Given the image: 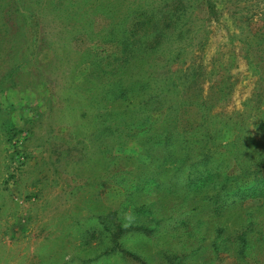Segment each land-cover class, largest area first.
<instances>
[{
	"label": "rangeland",
	"instance_id": "374dc122",
	"mask_svg": "<svg viewBox=\"0 0 264 264\" xmlns=\"http://www.w3.org/2000/svg\"><path fill=\"white\" fill-rule=\"evenodd\" d=\"M9 1L0 0V7ZM21 1L33 10V20L23 27L28 41L23 47H19L17 16L2 21L0 9V264H39L40 258L75 249L85 255L88 250L81 238L63 235L55 240L73 221L68 214L80 212L85 220L93 214L90 210L105 214L119 210L137 191L136 183L142 185L143 197L152 196L155 186L171 178V172L156 173L159 163L154 165L150 144L143 148L138 140L126 139L114 147L113 135L98 133L100 113L126 107L128 102H113L111 94L104 97L109 77L93 73L99 64L97 54L109 47L96 29L90 37L88 23L74 22L92 12L82 16L87 7L76 12L71 5L84 8L87 0ZM217 8L214 19L206 16L209 32L201 59L211 81L228 78L232 87L225 99L213 102V112L235 111L237 121L242 119L258 138L262 108L253 98L261 71L258 61H248L244 49L251 48L252 58L257 52L264 54V0H217ZM203 16L201 10L199 18ZM97 23L95 28L103 24L99 19ZM192 49L188 48L189 57ZM231 127L221 133L223 145L237 135ZM237 170L233 167L231 172ZM143 171L148 174L143 176ZM229 200L238 207V228L246 234L238 239V247L230 239L219 238L214 246L212 239L205 240L195 245L201 244L199 250L186 253L183 264H264V182L238 190V196ZM206 212L200 210V216ZM139 214L131 207L119 217L129 225ZM242 218L253 222L242 226ZM185 220L187 216L180 215L158 227L153 236L128 233L126 246L148 256L151 264H168L161 250L176 255L181 244L170 235ZM106 262L135 264L121 256Z\"/></svg>",
	"mask_w": 264,
	"mask_h": 264
},
{
	"label": "trees",
	"instance_id": "16d2710c",
	"mask_svg": "<svg viewBox=\"0 0 264 264\" xmlns=\"http://www.w3.org/2000/svg\"><path fill=\"white\" fill-rule=\"evenodd\" d=\"M76 5H71V10L83 11L87 7L82 16L92 13L89 19L77 18L74 22L88 23L90 37L96 29L97 36L104 35L102 41L109 47L97 54L95 62L99 64L93 72L100 78L109 77L104 97L111 94L113 102H128L127 108L100 113L102 126L98 133L113 135L114 147L126 139L138 140L136 143L143 148L150 144L154 165L159 163L156 173L171 172V178L155 186L152 196L147 193L150 196L143 197L142 185L136 183L137 191L119 210L106 214L90 210L93 214L85 220L80 212L68 214L73 221L60 230L55 240L63 235L79 237L88 251L85 255L77 249L61 255L56 252L47 259L40 258L39 264H110L106 261L115 256L135 264H151L148 256L128 249L125 235L133 232L153 236L158 227L180 215H186L188 220L170 235L180 242V248L175 249L176 255L170 249L161 250L168 264H183L187 252H196L202 246L195 245L209 239L213 246L221 238L223 242L230 239L238 247V239L246 234L238 228V207L232 206L229 196L237 197L238 190L256 181L264 182V54L257 52L252 58L251 48L244 49L248 61H258L261 71L253 98L262 108L259 137L255 138L242 119L237 121L235 111L213 112V102L225 99L232 87L228 78L211 81L201 59L209 32L206 16L211 20L217 16V0H87L84 8H75ZM0 9L2 21L17 16L19 47H23L28 43L23 27L28 19L33 20L32 8L21 0H10ZM98 19L103 24L95 28ZM190 47L194 49L189 57ZM103 61L107 63L101 67ZM175 65L178 67L173 69ZM209 83L212 84L207 87ZM134 92L138 94L128 97ZM230 126L238 130L237 135L223 145L221 133ZM233 167L238 169L236 173L231 172ZM131 207L140 212V217L128 225L119 214ZM200 210H207L204 216L208 218L200 216ZM247 221L252 223L253 218H242L241 225Z\"/></svg>",
	"mask_w": 264,
	"mask_h": 264
}]
</instances>
